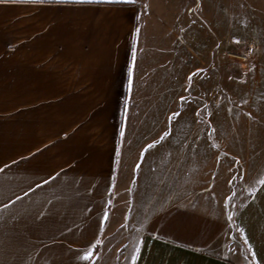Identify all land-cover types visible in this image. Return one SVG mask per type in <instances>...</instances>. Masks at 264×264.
<instances>
[{
    "label": "crops",
    "instance_id": "crops-1",
    "mask_svg": "<svg viewBox=\"0 0 264 264\" xmlns=\"http://www.w3.org/2000/svg\"><path fill=\"white\" fill-rule=\"evenodd\" d=\"M240 1L255 57L224 40L226 104L264 75V3ZM217 21L216 0H0V264H264V193L210 190L211 149L202 188Z\"/></svg>",
    "mask_w": 264,
    "mask_h": 264
},
{
    "label": "rangeland",
    "instance_id": "rangeland-1",
    "mask_svg": "<svg viewBox=\"0 0 264 264\" xmlns=\"http://www.w3.org/2000/svg\"><path fill=\"white\" fill-rule=\"evenodd\" d=\"M264 3V0H257ZM243 5L251 4L252 0H241ZM217 9V36L218 48L216 58V87L205 88L202 100L210 98L215 101V134L211 130V136L204 135L201 140V182L202 188L208 181L209 162L213 160L214 152H205L209 149L218 150L216 153V171L210 180V190L217 188V193H224V180L231 182L230 190L240 194L245 191L244 198L238 202L242 207L251 202L256 194L264 193V75H259L256 80L261 88L254 87L245 82L239 87H227V91L233 99L224 103V40L230 38L237 43L232 52L226 54V59L233 61V65L240 66V70H246L251 65L255 53L248 63H242L231 56L240 48V43L246 42L243 27L237 24V0H216ZM225 11V12H224ZM225 13V20H224ZM228 35H230L228 37ZM212 129V128H211ZM197 140L199 136H196ZM216 180V183H215ZM260 200V204L264 201ZM247 207V206H246ZM248 208V207H247ZM254 209H257L256 207ZM254 209L249 212H252ZM252 215V213H250ZM252 217L249 219L251 224ZM252 225V224H251Z\"/></svg>",
    "mask_w": 264,
    "mask_h": 264
},
{
    "label": "built area",
    "instance_id": "built-area-1",
    "mask_svg": "<svg viewBox=\"0 0 264 264\" xmlns=\"http://www.w3.org/2000/svg\"><path fill=\"white\" fill-rule=\"evenodd\" d=\"M254 55V48L247 43L241 42L240 48L231 54L232 57L238 59L242 63H248Z\"/></svg>",
    "mask_w": 264,
    "mask_h": 264
},
{
    "label": "snow or ice",
    "instance_id": "snow-or-ice-1",
    "mask_svg": "<svg viewBox=\"0 0 264 264\" xmlns=\"http://www.w3.org/2000/svg\"><path fill=\"white\" fill-rule=\"evenodd\" d=\"M80 2H83V0H80ZM88 2H92V0H88ZM174 115H178V113L177 114H174ZM149 147H151V145ZM261 183L264 184V180H262ZM90 256H91V253H88V255L85 258L87 259Z\"/></svg>",
    "mask_w": 264,
    "mask_h": 264
}]
</instances>
